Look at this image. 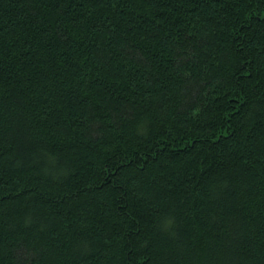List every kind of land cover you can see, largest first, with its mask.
<instances>
[{
	"label": "trees",
	"instance_id": "obj_1",
	"mask_svg": "<svg viewBox=\"0 0 264 264\" xmlns=\"http://www.w3.org/2000/svg\"><path fill=\"white\" fill-rule=\"evenodd\" d=\"M0 264H264V0H0Z\"/></svg>",
	"mask_w": 264,
	"mask_h": 264
}]
</instances>
